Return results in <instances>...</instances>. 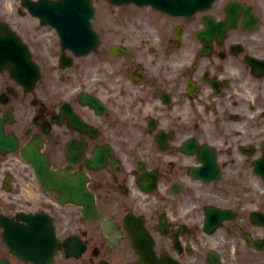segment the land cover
<instances>
[{
    "label": "flooded vegetation",
    "instance_id": "1",
    "mask_svg": "<svg viewBox=\"0 0 264 264\" xmlns=\"http://www.w3.org/2000/svg\"><path fill=\"white\" fill-rule=\"evenodd\" d=\"M38 1L0 0L30 53L23 76L0 67V264H140L149 245L161 264H264V0L191 17L93 0L86 54ZM208 205L231 214L210 228ZM27 214L37 260L2 236Z\"/></svg>",
    "mask_w": 264,
    "mask_h": 264
}]
</instances>
